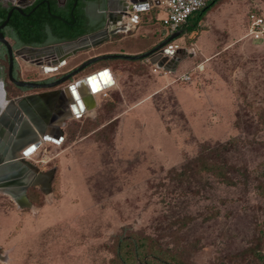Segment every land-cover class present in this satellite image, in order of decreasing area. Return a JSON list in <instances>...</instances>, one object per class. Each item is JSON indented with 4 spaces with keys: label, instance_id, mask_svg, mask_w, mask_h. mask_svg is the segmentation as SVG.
<instances>
[{
    "label": "rangeland",
    "instance_id": "1",
    "mask_svg": "<svg viewBox=\"0 0 264 264\" xmlns=\"http://www.w3.org/2000/svg\"><path fill=\"white\" fill-rule=\"evenodd\" d=\"M157 11L150 25L156 36L134 35L147 21L138 14L137 27L61 66L19 60L20 76L36 82L93 57L145 53L167 38ZM199 13L165 47L167 63L178 59L174 73L148 59L105 60L60 85L102 68L116 79L95 96L94 109L65 121L62 141L33 140L17 151L54 175L50 193L29 188L24 207L0 187V264H118V238L135 234L186 264H263L264 204L255 187L213 183L194 196V182L168 174L203 144L241 136L264 144V33L254 28L255 21L264 24V0H217ZM249 158L264 174V149Z\"/></svg>",
    "mask_w": 264,
    "mask_h": 264
},
{
    "label": "water",
    "instance_id": "2",
    "mask_svg": "<svg viewBox=\"0 0 264 264\" xmlns=\"http://www.w3.org/2000/svg\"><path fill=\"white\" fill-rule=\"evenodd\" d=\"M120 6V15L123 17H128V12H133V5L143 3L146 0H117ZM152 4V1H149ZM139 8V6H137ZM11 12L7 16V20L1 25L3 28L10 16ZM127 28H111L103 29L97 32L83 35L76 40L62 42L57 44H52L47 47V58L53 67L61 66L65 61L76 55L79 52L87 51L94 47H97L106 41H109L114 35L126 32ZM182 34L178 31L172 35H169L166 39L161 41L151 50L138 54V55H123V54H107L98 57H93L87 61L80 64L74 70L69 72L67 75L61 79L51 82L48 84H39L37 82H25L17 81L12 77V66L13 60L10 55L9 58V79L17 87L26 89H39V88H54L63 84L68 79L74 77L78 73L82 72L85 68L93 63L105 60H128L136 61L148 59L151 64L156 65L158 68L165 71L175 72L178 59L174 61V64L167 63V55L170 54L166 52L165 47L173 40L178 38ZM10 51L9 45L1 40ZM180 54H185L183 51H179ZM174 54V53H171ZM183 57V56H182ZM38 59V58H37ZM39 65V64H37ZM42 65V64H40ZM112 72L108 68H102L94 73L85 76L82 79L60 89L48 92V99L43 100L38 99V96L33 97L35 101H30L32 97L22 98L20 100L5 102L3 112H1L0 122L4 119H9L8 116H13L14 113L18 114L19 118L17 120V125L12 124V129L14 130L13 135H8L5 133L0 134V182H9L13 185L19 194H23L28 188L38 187L43 193L48 194L51 191V182L54 172L49 173L39 172L36 167H33L29 163L23 160L22 156L17 154H11L12 146L19 145L24 134L22 132H29L28 135L30 141H34V146L38 145L39 138L42 137L44 140L51 141L52 138L63 140V126L68 118H71L70 109L75 112V116H80L81 113L86 110L87 112L95 108V94L100 92L103 88H108L113 85ZM4 94V93H3ZM62 98V99H61ZM28 101L31 103L28 104ZM46 101H48L46 103ZM48 106V114L45 117L44 107ZM5 113V114H4ZM83 114V113H82ZM81 114V115H82ZM17 116V117H18ZM11 130V128H10ZM32 132V133H31ZM56 132V134H55ZM16 133V134H15ZM53 139V140H54ZM52 140V141H53ZM19 147V146H18ZM9 152V153H8ZM17 152V151H16ZM30 172L32 180L29 182H24L21 178L23 173Z\"/></svg>",
    "mask_w": 264,
    "mask_h": 264
},
{
    "label": "flooded vegetation",
    "instance_id": "3",
    "mask_svg": "<svg viewBox=\"0 0 264 264\" xmlns=\"http://www.w3.org/2000/svg\"><path fill=\"white\" fill-rule=\"evenodd\" d=\"M107 2V0H0V27L7 20V16L11 12L6 25L0 28V116L2 112V102H17V100L27 97H32L30 101H35L33 98L35 96H38V99L43 98V100H45L48 99L49 96L44 94L62 89L60 85L54 88L39 89L17 87L9 79L10 55L13 60L12 77L17 81H25L20 76L18 61L30 62L35 65L47 62L48 59H46V55L48 52L46 48L52 44L59 43V41H57L59 33L65 31L72 32L82 25L87 27L89 23L93 24L91 26L98 28L96 31L111 29L112 27L107 23L108 19L102 17L101 13L94 11V8L101 7L102 4L106 6ZM85 5L87 6L86 8ZM83 9L90 12V19L80 18ZM1 40L9 45L10 51L2 44ZM74 69L75 68L72 70ZM72 70L60 76L36 82L39 84L55 82ZM25 82L31 81L26 80ZM30 90H33V92L28 93ZM18 91L23 93H19ZM7 95H9L8 98ZM47 102L48 101H46V103ZM28 104L30 105L31 103L28 101ZM44 111L46 117L48 114L47 105H45ZM17 116L18 114L16 113H14L13 116H8L9 119L3 120L5 125H2L0 122L1 135L3 134L4 136L5 133L13 135L14 130L12 129V124L14 126L17 125V120L19 118V116ZM22 133L24 137H22L19 145L12 146V153L18 151L30 141L29 132L26 133L24 131ZM30 175L31 173H28V175L23 178V181L29 182L32 180V176ZM0 187L5 190L4 193H6V196H14L20 206L24 207L29 205L26 198V193L29 188L21 195L15 189L18 187H14L13 185L6 186L2 184Z\"/></svg>",
    "mask_w": 264,
    "mask_h": 264
},
{
    "label": "trees",
    "instance_id": "4",
    "mask_svg": "<svg viewBox=\"0 0 264 264\" xmlns=\"http://www.w3.org/2000/svg\"><path fill=\"white\" fill-rule=\"evenodd\" d=\"M187 24L188 21L181 29L184 30ZM88 32L89 29L82 25L72 32L59 33L57 41L59 43L73 41ZM263 145L262 141L245 136L230 139L224 143L203 144L195 157L187 160L179 169L170 170L168 174L170 179L177 183L194 182L192 190L194 196L199 195L202 188L213 189V183L228 188H242L244 191L255 187L256 194L264 204V174H258L259 167L256 168L250 164L254 160L249 158L256 149L259 151L264 149ZM246 151L249 152V157ZM178 219L176 220L178 223H183L185 220L181 217ZM115 255L118 264H186L180 261L176 253L161 249L151 237L137 236V234L119 237ZM259 258L261 259V256Z\"/></svg>",
    "mask_w": 264,
    "mask_h": 264
},
{
    "label": "crops",
    "instance_id": "5",
    "mask_svg": "<svg viewBox=\"0 0 264 264\" xmlns=\"http://www.w3.org/2000/svg\"><path fill=\"white\" fill-rule=\"evenodd\" d=\"M107 1L108 2H107L106 6L104 4H102L101 7L94 8V11L101 13L102 17H104L105 19H108L107 23L110 25V27H112V28H119V27L127 28L126 32H121L120 34L127 33L129 31V29H133V28L137 27V25H139V16H137V15L141 14V16H143V18H145V20H147V21L145 22V26H140L138 28V31H136L134 35L135 36L142 35V37H146V38H147V36L151 35L153 37L155 35L154 34L155 29L150 26L152 23L151 21L153 18V14L155 13V11L158 10L157 13L162 15V18L164 17V13L162 12L163 9H162V7L159 6V0H146L143 3L133 5V8H134L133 12H130V13L128 12V14H129L128 17H123V15H120L119 9H120L121 5L119 4V2L117 0H107ZM149 1H152L153 3L150 5ZM137 6H139V8H137ZM86 7L87 6L85 5V8ZM89 13H90L89 11H86L83 9V11L81 12L82 19H86V18L90 19ZM130 16H131V18H130ZM88 25H87V28L89 29V32L86 34L97 32L96 31L98 29L97 27L91 26L93 24H90V23ZM180 31L183 32L184 30L181 29ZM144 48L138 49L135 53H141V52L145 51ZM109 53H112V52H109ZM135 53H132V54H135ZM172 53H174V51H172ZM181 55L183 56V58H185L186 56L192 57L194 54H190V55L181 54ZM3 108L4 107H2V112H3ZM55 134H56V132H55ZM53 139L54 138H52V140ZM59 140H61V138L54 139L52 142L59 143L58 142Z\"/></svg>",
    "mask_w": 264,
    "mask_h": 264
},
{
    "label": "built area",
    "instance_id": "6",
    "mask_svg": "<svg viewBox=\"0 0 264 264\" xmlns=\"http://www.w3.org/2000/svg\"><path fill=\"white\" fill-rule=\"evenodd\" d=\"M216 0H159V6L162 7L164 17L160 20L164 31V37H168L181 30V27L186 24L189 17L199 13ZM153 3V2H152ZM134 17V16H133ZM131 18V16H130ZM255 31L264 33V24L260 21L254 22ZM187 75L182 77L183 81H187Z\"/></svg>",
    "mask_w": 264,
    "mask_h": 264
},
{
    "label": "bare ground",
    "instance_id": "7",
    "mask_svg": "<svg viewBox=\"0 0 264 264\" xmlns=\"http://www.w3.org/2000/svg\"><path fill=\"white\" fill-rule=\"evenodd\" d=\"M112 77H113V85L111 86V87H108V88H103L100 92H97L96 94H95V96H97V95H99V94H101V93H103V92H105V91H107V90H109V89H112L113 87H115L116 86V79H115V77H114V75H112ZM4 97V96H3ZM5 106V102H2V107H4ZM70 111H71V115L72 116H75V112H73V110L72 109H70ZM90 112V111H89ZM78 113H80V115L83 113V114H85V113H87V111L86 110H84L82 113L80 112V111H78ZM46 141V140H45ZM41 142H44V139H42V137L41 138H39V142H38V144H40ZM11 149H13V147L11 148ZM10 153L13 155V154H17V152H14V153H12L11 152V150H10ZM18 155V154H17ZM28 173H30V172H25V173H23L22 175V179L25 177V176H27L28 175ZM0 184H3V185H10L9 184V182H0ZM14 199H15V201H17V199L14 197V196H12Z\"/></svg>",
    "mask_w": 264,
    "mask_h": 264
}]
</instances>
